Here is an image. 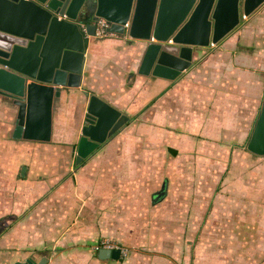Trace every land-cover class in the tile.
Listing matches in <instances>:
<instances>
[{"label":"crops","instance_id":"1","mask_svg":"<svg viewBox=\"0 0 264 264\" xmlns=\"http://www.w3.org/2000/svg\"><path fill=\"white\" fill-rule=\"evenodd\" d=\"M88 37L81 86L55 99L50 141L14 138L17 107L0 95V264L28 258L43 264H158V254L139 251L127 261L100 259L90 245L104 236L126 241L123 229L144 228L157 204L163 219L174 210L183 225H198L195 219L206 228L213 223L210 213L218 215L224 202L219 182L237 147L251 155L249 161H261L258 180L253 179L264 184V156L245 145L264 100V4L218 44L195 53L196 61L175 80L140 74L142 51L133 48L139 41L128 35ZM92 94L128 120L77 165L74 145ZM60 156L64 166H58ZM184 162L192 168L181 169L178 163ZM215 168L220 172L213 173ZM197 170L192 190L178 191L177 185L192 184L188 173ZM250 176L243 173L249 188ZM249 200L244 194V207ZM259 227L243 223L239 254L224 257L219 251L198 255L199 261L264 264ZM153 234L152 229L150 238Z\"/></svg>","mask_w":264,"mask_h":264},{"label":"water","instance_id":"2","mask_svg":"<svg viewBox=\"0 0 264 264\" xmlns=\"http://www.w3.org/2000/svg\"><path fill=\"white\" fill-rule=\"evenodd\" d=\"M264 0H0V95L17 107L13 137L50 141L54 101L81 86L95 22L128 35L142 51L138 72L169 80L190 68L201 48L218 44ZM128 24V27H126ZM89 96V92H85ZM128 117L92 94L74 145L76 164L95 153ZM247 149L264 156V100ZM159 197V196H158ZM157 197V198H158ZM100 259L121 249L100 248ZM13 264H43L34 258Z\"/></svg>","mask_w":264,"mask_h":264},{"label":"rangeland","instance_id":"3","mask_svg":"<svg viewBox=\"0 0 264 264\" xmlns=\"http://www.w3.org/2000/svg\"><path fill=\"white\" fill-rule=\"evenodd\" d=\"M245 145H247V142ZM183 149L184 151L191 150L189 147H183ZM183 149L181 148L180 150ZM243 149V147H237L234 149L235 151L233 152V158H231L229 167L219 182L218 190L221 192V195L218 193L217 194L223 197L224 202H220L222 205L218 208L220 211L218 215L210 213V218L213 220V223H210H212L215 228H213L211 225H207L205 228L201 226V221H196L195 219L193 222H199L198 225L193 224L192 226L189 225V228H185L186 226L183 225L185 219L183 220L181 217L179 220L180 214L174 210H171L170 215H166L167 211H165L164 214L166 217L163 219L162 207L161 205L157 204L153 213H147L149 220L144 228L138 226L137 228L126 227L123 229V238L126 241H123L122 238H117L114 236L99 237L97 243H95L93 246L90 245V250L98 252V247L101 248L103 245H112L115 247L119 246V248L121 247L125 250V254L120 258L124 261L129 259L132 252H149L152 254H158V256H160L157 259L158 264H205L206 262L204 263L203 260L199 261L197 257L200 255V251H203L204 249H211L216 252L220 251L221 256L224 257H226V254H229V252H231V254L234 253V255L239 254L242 250L241 248L234 249V246L231 244H227L224 247L220 242L219 244H212V242H215L216 240L211 238L218 237L216 234L230 237L231 233L237 231H242L243 234V223H247V225H250V227L256 225L257 228L259 227V224H261L263 226L262 228L264 229V207H261L260 205L263 203L264 199V193H262L264 191V184L262 181L257 182L253 179L257 178L258 180L256 173L258 174L261 170V161L258 162L259 160H253V158L249 161L248 157L251 155L243 152ZM203 152L204 154L206 153L205 150H203ZM57 160L60 161L58 166H64V158L60 156V158ZM249 162L251 163L249 164ZM178 164L180 165L181 169L187 168L189 170V167L192 168V166H187L185 162L183 164ZM247 171L251 173L250 179L252 185L250 188L248 186H244L243 184V173H246ZM262 171H264V169ZM198 172L199 171L197 170V174H194L193 171L188 173L192 178V184H185L183 182L180 184V186H176L178 191L185 193L186 190H192L191 187L193 188V186L197 183L195 177H199ZM212 172L219 173L220 171L219 169L215 168ZM172 174H174V172H172ZM173 191V195L174 193L178 192L176 188ZM18 193V195L23 197L25 191L20 189ZM192 193L195 194L194 190ZM226 194H228V196ZM244 194L250 196L249 204L246 207L243 206ZM177 197L180 200L181 196L179 192L177 193ZM187 197L188 196L185 195V199ZM172 198L169 197V201L170 199L172 200ZM185 199L180 202L179 207L184 204ZM173 202L175 204L178 203L177 201ZM226 207L228 208L226 209ZM144 215H146V213ZM132 216H138V213L136 214L133 212ZM132 221L133 220H128L126 224L131 223L134 226L135 223ZM152 229L154 234L150 238ZM59 231L61 230L59 229ZM128 234H131V236ZM58 238L59 240L61 239L60 237ZM207 238H209V241L212 242L207 243ZM210 245L212 246L210 247ZM240 245L243 246L242 242ZM73 250L84 251L86 249L77 248ZM171 253L175 255L176 259ZM187 253L189 261L182 259L183 255H186ZM216 259L218 262L221 261L219 258L215 257V260ZM229 264H231V261Z\"/></svg>","mask_w":264,"mask_h":264},{"label":"trees","instance_id":"4","mask_svg":"<svg viewBox=\"0 0 264 264\" xmlns=\"http://www.w3.org/2000/svg\"><path fill=\"white\" fill-rule=\"evenodd\" d=\"M209 225H211V226H213V228H215L214 227V225H212V223H210ZM185 228H189V224L187 223L186 224V227ZM218 237H216V238H211V239H215L216 241L214 242H212V241H209V239L207 240V243L208 242H212V244H214V243H218L219 244V242L225 247L227 244H231V245H233L234 246V249H239V248H241L242 249V245H240L241 244V242H242V231L241 232H234V233H231V236L230 237H226V236H221L220 234H216ZM232 235H235V236H232ZM232 241H234V242H232ZM242 244H243V242H242ZM212 245H210V247H211ZM219 250H220V248H219ZM217 252H219V251H217ZM216 251H213V250H211V249H204L203 251H200V255H202V254H205V255H208V254H210V255H212V254H215V253H217Z\"/></svg>","mask_w":264,"mask_h":264},{"label":"built area","instance_id":"5","mask_svg":"<svg viewBox=\"0 0 264 264\" xmlns=\"http://www.w3.org/2000/svg\"><path fill=\"white\" fill-rule=\"evenodd\" d=\"M243 18L246 19V16H243ZM95 25H96V36L105 37V36L114 34V33H110L107 31L109 24L107 20L104 18H99L98 21L95 22ZM126 27H128V24H126ZM103 247L110 248V249H121V256L125 254V250L122 249L121 247L119 248V246L115 247L112 245H103L101 248ZM99 249L100 248L98 247V250Z\"/></svg>","mask_w":264,"mask_h":264}]
</instances>
